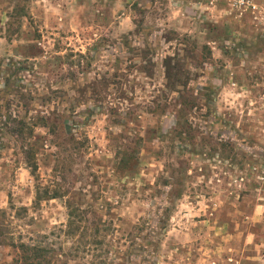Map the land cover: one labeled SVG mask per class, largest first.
Returning <instances> with one entry per match:
<instances>
[{"label": "rangeland", "instance_id": "obj_1", "mask_svg": "<svg viewBox=\"0 0 264 264\" xmlns=\"http://www.w3.org/2000/svg\"><path fill=\"white\" fill-rule=\"evenodd\" d=\"M68 202L104 242L63 234ZM20 243L264 264V0H0V264Z\"/></svg>", "mask_w": 264, "mask_h": 264}, {"label": "trees", "instance_id": "obj_2", "mask_svg": "<svg viewBox=\"0 0 264 264\" xmlns=\"http://www.w3.org/2000/svg\"><path fill=\"white\" fill-rule=\"evenodd\" d=\"M57 196L49 197V199H55ZM68 208V223L64 227L63 234L66 237L74 239L79 238L80 235L90 234V237L98 244H101L103 239L106 238L105 232L109 229L107 222L98 219L95 222L93 218H90L94 214L91 210L92 207L83 208L81 206L75 205L73 202L67 203ZM80 241V240H79ZM19 250L22 251L24 259L21 262L25 264H35L33 260L41 261L45 259L44 249L37 247L36 245H28L26 243H20ZM44 264H55L52 261H44ZM18 264V262H17ZM22 264V263H21ZM42 264V263H38Z\"/></svg>", "mask_w": 264, "mask_h": 264}]
</instances>
